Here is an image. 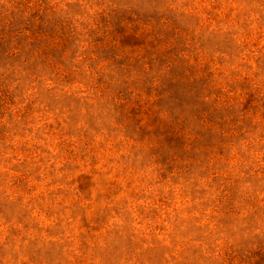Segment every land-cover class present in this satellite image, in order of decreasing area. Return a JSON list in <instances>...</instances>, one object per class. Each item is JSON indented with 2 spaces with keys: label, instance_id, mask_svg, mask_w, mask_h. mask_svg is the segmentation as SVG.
<instances>
[{
  "label": "rangeland",
  "instance_id": "obj_1",
  "mask_svg": "<svg viewBox=\"0 0 264 264\" xmlns=\"http://www.w3.org/2000/svg\"><path fill=\"white\" fill-rule=\"evenodd\" d=\"M0 264H264V0H0Z\"/></svg>",
  "mask_w": 264,
  "mask_h": 264
}]
</instances>
